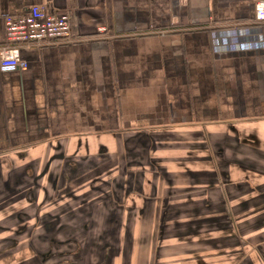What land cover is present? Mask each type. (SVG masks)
I'll use <instances>...</instances> for the list:
<instances>
[{
	"label": "crops",
	"instance_id": "crops-1",
	"mask_svg": "<svg viewBox=\"0 0 264 264\" xmlns=\"http://www.w3.org/2000/svg\"><path fill=\"white\" fill-rule=\"evenodd\" d=\"M258 1L0 0V46L4 18L40 4L70 11L75 38L0 65V264H75L81 186L114 194L103 257L264 264ZM109 161V189L77 184Z\"/></svg>",
	"mask_w": 264,
	"mask_h": 264
},
{
	"label": "built area",
	"instance_id": "built-area-1",
	"mask_svg": "<svg viewBox=\"0 0 264 264\" xmlns=\"http://www.w3.org/2000/svg\"><path fill=\"white\" fill-rule=\"evenodd\" d=\"M256 22L264 23V0L256 3ZM5 41L0 46L3 70L28 68L20 49L27 45L61 44L75 41L72 34L71 12L47 4L32 5L19 15L4 18Z\"/></svg>",
	"mask_w": 264,
	"mask_h": 264
},
{
	"label": "rangeland",
	"instance_id": "rangeland-1",
	"mask_svg": "<svg viewBox=\"0 0 264 264\" xmlns=\"http://www.w3.org/2000/svg\"><path fill=\"white\" fill-rule=\"evenodd\" d=\"M110 157V156H109ZM79 164V163H78ZM77 166L79 167V165ZM83 164V163H80ZM87 166H90L92 169L89 171V176L83 177L82 179L77 178V184L82 183L85 185V187H88L89 185H94L97 187H105L109 189L108 185H111L112 183L115 184L114 178H103L105 176V169L109 168L111 165L110 161L109 163L105 162H90L85 163ZM80 168V167H79ZM79 168H77V173L79 172ZM77 189H79L77 187ZM81 189V190H80ZM79 190H77L76 194V225L75 226H65L64 232L71 233L72 230L76 232V237L82 238L81 244H82V251L75 256L73 259L75 261V264H119L120 260L125 261L126 264H128V258H114L111 256L112 254H115V246H112V250H108V257H103L104 253V239L108 237L107 228L103 222L102 213L106 212L107 214L114 213V211L111 209H105L104 207L107 205L104 201H110L109 197L114 196V194L111 193H99L92 191V193H81L83 191L84 187L81 186ZM94 190V189H93ZM114 198V197H113ZM111 200H114V199ZM88 212L91 213V215H88ZM86 222V224H84ZM89 223L91 225H89ZM22 226H18L15 228L20 229ZM24 232H27L26 229L30 232V227L27 226V228L22 227ZM129 227H127L128 231ZM112 230V229H111ZM29 234V233H28ZM35 238V237H34ZM33 239V238H32ZM108 242V240H107ZM106 243V242H105ZM32 248L31 250L36 249L39 244L35 243V241L32 242ZM46 245V244H45ZM71 247V245H70ZM63 248V245L61 246ZM116 248V247H115ZM108 249H110L108 247ZM28 250V249H27ZM86 251V253L84 252ZM30 251V250H29ZM91 253V256L88 257L87 255ZM68 257L65 256V259ZM35 258H28L26 259L27 264H31V261H33V264H37V260H34ZM45 260V259H43ZM52 260V259H49ZM48 260V261H49ZM45 262V261H44Z\"/></svg>",
	"mask_w": 264,
	"mask_h": 264
}]
</instances>
